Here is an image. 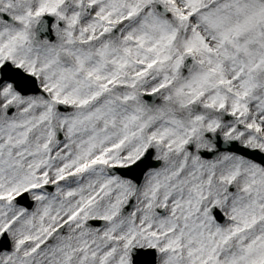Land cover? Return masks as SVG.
Masks as SVG:
<instances>
[{"label": "snow or ice", "instance_id": "6c2138e0", "mask_svg": "<svg viewBox=\"0 0 264 264\" xmlns=\"http://www.w3.org/2000/svg\"><path fill=\"white\" fill-rule=\"evenodd\" d=\"M0 264H264V0H0Z\"/></svg>", "mask_w": 264, "mask_h": 264}]
</instances>
